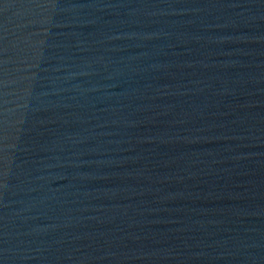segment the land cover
Listing matches in <instances>:
<instances>
[{
	"label": "water",
	"instance_id": "1",
	"mask_svg": "<svg viewBox=\"0 0 264 264\" xmlns=\"http://www.w3.org/2000/svg\"><path fill=\"white\" fill-rule=\"evenodd\" d=\"M0 264H264V0H0Z\"/></svg>",
	"mask_w": 264,
	"mask_h": 264
}]
</instances>
